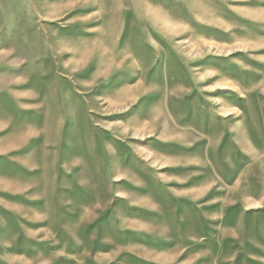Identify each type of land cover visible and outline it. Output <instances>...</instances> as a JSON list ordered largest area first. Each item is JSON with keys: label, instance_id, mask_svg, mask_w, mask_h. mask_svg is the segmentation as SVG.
<instances>
[{"label": "rangeland", "instance_id": "1", "mask_svg": "<svg viewBox=\"0 0 264 264\" xmlns=\"http://www.w3.org/2000/svg\"><path fill=\"white\" fill-rule=\"evenodd\" d=\"M0 264H264V0H0Z\"/></svg>", "mask_w": 264, "mask_h": 264}]
</instances>
